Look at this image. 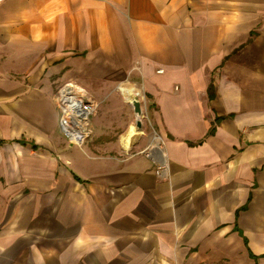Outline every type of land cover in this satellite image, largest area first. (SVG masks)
Returning a JSON list of instances; mask_svg holds the SVG:
<instances>
[{
  "label": "crops",
  "instance_id": "1",
  "mask_svg": "<svg viewBox=\"0 0 264 264\" xmlns=\"http://www.w3.org/2000/svg\"><path fill=\"white\" fill-rule=\"evenodd\" d=\"M0 264H264V0L1 1Z\"/></svg>",
  "mask_w": 264,
  "mask_h": 264
},
{
  "label": "built area",
  "instance_id": "2",
  "mask_svg": "<svg viewBox=\"0 0 264 264\" xmlns=\"http://www.w3.org/2000/svg\"><path fill=\"white\" fill-rule=\"evenodd\" d=\"M157 72L163 73L164 70L158 69ZM120 89L126 88L120 87ZM135 96L140 100L144 99L139 91L133 94V97ZM56 102L59 108V127L65 138L75 144H82L89 140L92 136L91 118L96 112L97 102L84 88L75 83L60 87L56 93ZM143 152L146 156H151L150 146ZM163 169L164 166H160L157 173L161 174Z\"/></svg>",
  "mask_w": 264,
  "mask_h": 264
},
{
  "label": "water",
  "instance_id": "3",
  "mask_svg": "<svg viewBox=\"0 0 264 264\" xmlns=\"http://www.w3.org/2000/svg\"><path fill=\"white\" fill-rule=\"evenodd\" d=\"M130 106L133 109V114L135 118L134 128L137 132H142L143 128V104L142 101L138 97H133L130 101Z\"/></svg>",
  "mask_w": 264,
  "mask_h": 264
},
{
  "label": "bare ground",
  "instance_id": "4",
  "mask_svg": "<svg viewBox=\"0 0 264 264\" xmlns=\"http://www.w3.org/2000/svg\"><path fill=\"white\" fill-rule=\"evenodd\" d=\"M133 89V88H132ZM139 132L136 131V129L134 127H132L131 131L127 134L126 137L123 138V144L127 147H130V145L132 144L133 139L135 138L136 135H138ZM161 144L162 141L160 140V138L158 136H154L153 137V142H152V146L153 147H158L161 148ZM163 146V145H162ZM152 147V148H153ZM165 160V159H164Z\"/></svg>",
  "mask_w": 264,
  "mask_h": 264
},
{
  "label": "rangeland",
  "instance_id": "5",
  "mask_svg": "<svg viewBox=\"0 0 264 264\" xmlns=\"http://www.w3.org/2000/svg\"><path fill=\"white\" fill-rule=\"evenodd\" d=\"M143 132H144V125H143V128H142V132H141L140 134H142ZM128 133H129V132H126V133L123 135V137H122V141H123V138L126 137ZM154 135H155L154 132H152V133H151V136L153 137ZM126 148H129V147L127 146Z\"/></svg>",
  "mask_w": 264,
  "mask_h": 264
}]
</instances>
